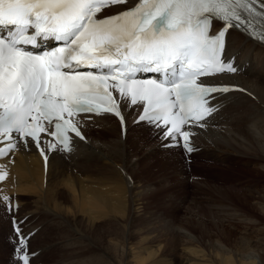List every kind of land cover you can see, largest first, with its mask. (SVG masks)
Returning a JSON list of instances; mask_svg holds the SVG:
<instances>
[{"label": "snow or ice", "instance_id": "obj_1", "mask_svg": "<svg viewBox=\"0 0 264 264\" xmlns=\"http://www.w3.org/2000/svg\"><path fill=\"white\" fill-rule=\"evenodd\" d=\"M127 2L0 0V181L8 175L2 162H14L29 140L46 166L45 144L60 151L59 140L70 152L69 133L85 139L73 115H100L101 106L122 131L121 104L136 106L137 122L159 129L164 147L191 153V124L204 127L205 113L217 110L213 93L230 90L201 78L238 70L235 58H222L228 30L264 43V0H137L96 18ZM214 22L221 27L211 34ZM0 201L11 205L2 187ZM13 223L14 254L30 264L28 237Z\"/></svg>", "mask_w": 264, "mask_h": 264}, {"label": "bare ground", "instance_id": "obj_2", "mask_svg": "<svg viewBox=\"0 0 264 264\" xmlns=\"http://www.w3.org/2000/svg\"><path fill=\"white\" fill-rule=\"evenodd\" d=\"M229 55H237V60L246 67L240 74L219 80V83L240 85L247 91L223 100V111L211 117L206 127L192 128L193 142L205 159L220 151H224L223 154L231 151L232 157L243 155L244 159L258 157L255 164L259 161L264 172V46L231 31ZM126 112L129 126L125 138L114 119L96 120L92 128L86 123L84 129L90 144L78 142L75 152L67 157L52 154L47 173L34 149L20 147L17 150L14 171L18 191L29 203L27 213L42 211L57 222L55 232L60 233V237L46 245L67 241L66 248L73 256L72 260H75V254H78L76 260L79 263L85 257H94L88 264H107L106 261L109 264H264V253L250 251L247 241L241 244V249L228 245L225 231H221L223 237L220 239L203 243L204 226L194 227L189 221L178 229L166 222L158 225L160 229L149 228L152 224L146 222L147 228L140 230L141 207H151V204H143L145 190L140 181L133 182L138 170L129 167L156 160L166 168L176 152L163 147L166 141L156 134L159 129L152 132L145 125H131L139 112L136 106H127ZM194 229L199 230L200 237L194 235ZM163 230L181 236L183 244L179 246L178 255L167 251L173 246L171 241L175 243V240H164ZM135 231H140L141 241ZM41 233L34 245L42 242ZM121 235L139 242L120 253L117 247ZM109 247L115 251L113 255Z\"/></svg>", "mask_w": 264, "mask_h": 264}, {"label": "rangeland", "instance_id": "obj_3", "mask_svg": "<svg viewBox=\"0 0 264 264\" xmlns=\"http://www.w3.org/2000/svg\"><path fill=\"white\" fill-rule=\"evenodd\" d=\"M222 150L227 151V149ZM222 152L224 151L217 152L216 156L208 159L203 158L204 156L195 155L190 165L184 163L178 152H174L176 156L174 155L175 158L171 160L169 166L167 164L168 167L166 168L156 160H147L145 165H130V170L135 168L138 172L141 171L140 174L136 173L138 175L137 177L135 175L133 182L140 181L145 190L146 200L143 204L145 205L146 202L151 204V207L148 205L141 207L140 212H142L138 221L140 230L147 228L146 225L149 222L152 224L149 228L152 226L160 229L159 226L166 222V224H171L178 229L183 223L185 225L186 221H189L194 227L198 224L201 227L204 226L203 229L206 230V233L202 238L203 243L220 239L221 231H225L228 235L224 238H229L228 243H226L231 247L241 249V244L247 241L251 248L250 251L264 253V172L259 166V161L258 164H255L256 161L254 160L258 157L256 159L254 156L253 159H244L243 155L232 157L234 153H230L231 151H227L229 154L224 153L225 155ZM259 158L261 159L262 156ZM246 160L248 161L246 162ZM37 213L42 214L41 220L47 221L48 224L43 230V234L41 233L40 240L42 242L36 243L35 250L43 246L48 247L49 245L46 244H50L52 239L60 237V233L55 232L56 220L42 211ZM135 233L141 241L140 231L139 233L135 231ZM193 233L199 236L198 229H194ZM162 236L164 240L168 238L175 240V243L171 241V246H173L167 251L178 255L179 246L183 244V242L181 243V236L174 235L173 232L168 233L166 230H163ZM4 237L5 229L0 226V264H7L5 262L9 259V248ZM139 241L127 240L125 236L121 235L117 248L120 249V253H123ZM66 244L67 241L51 244L55 246L50 250L48 253L50 255L44 259L43 263L88 264V261L94 260L93 256L89 259L85 257L84 260L82 259V263H79L76 260L78 254H75V260H72L73 256L69 255ZM109 252L113 255L115 251L111 248ZM97 260L99 261V259ZM98 261L96 263H99ZM106 263L109 264L108 261Z\"/></svg>", "mask_w": 264, "mask_h": 264}]
</instances>
